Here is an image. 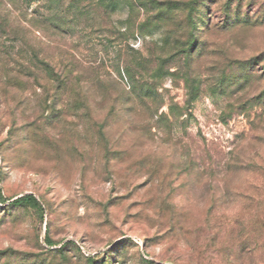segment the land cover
I'll list each match as a JSON object with an SVG mask.
<instances>
[{"label": "rangeland", "instance_id": "obj_1", "mask_svg": "<svg viewBox=\"0 0 264 264\" xmlns=\"http://www.w3.org/2000/svg\"><path fill=\"white\" fill-rule=\"evenodd\" d=\"M154 2L0 0V264H264V0Z\"/></svg>", "mask_w": 264, "mask_h": 264}, {"label": "trees", "instance_id": "obj_2", "mask_svg": "<svg viewBox=\"0 0 264 264\" xmlns=\"http://www.w3.org/2000/svg\"><path fill=\"white\" fill-rule=\"evenodd\" d=\"M152 3H155L154 0H152ZM31 200H34L33 197L31 195H28V196L17 199L15 202L16 204H21L23 202L25 203L30 202Z\"/></svg>", "mask_w": 264, "mask_h": 264}]
</instances>
